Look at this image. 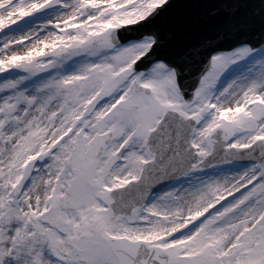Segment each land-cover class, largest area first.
I'll list each match as a JSON object with an SVG mask.
<instances>
[{
  "label": "snow or ice",
  "instance_id": "6c2138e0",
  "mask_svg": "<svg viewBox=\"0 0 264 264\" xmlns=\"http://www.w3.org/2000/svg\"><path fill=\"white\" fill-rule=\"evenodd\" d=\"M0 264H264V0H0Z\"/></svg>",
  "mask_w": 264,
  "mask_h": 264
},
{
  "label": "water",
  "instance_id": "95a60500",
  "mask_svg": "<svg viewBox=\"0 0 264 264\" xmlns=\"http://www.w3.org/2000/svg\"><path fill=\"white\" fill-rule=\"evenodd\" d=\"M127 35H128L129 40H133L135 39L137 33L133 31V32H129Z\"/></svg>",
  "mask_w": 264,
  "mask_h": 264
},
{
  "label": "rangeland",
  "instance_id": "374dc122",
  "mask_svg": "<svg viewBox=\"0 0 264 264\" xmlns=\"http://www.w3.org/2000/svg\"><path fill=\"white\" fill-rule=\"evenodd\" d=\"M236 165H240V164H235L233 163V165H231L233 167V169L237 168ZM242 167V165H240ZM227 170H230L228 169V167L224 168V169H221V171H227Z\"/></svg>",
  "mask_w": 264,
  "mask_h": 264
},
{
  "label": "bare ground",
  "instance_id": "6f19581e",
  "mask_svg": "<svg viewBox=\"0 0 264 264\" xmlns=\"http://www.w3.org/2000/svg\"><path fill=\"white\" fill-rule=\"evenodd\" d=\"M229 169H230V167H229ZM241 169V167L239 168V169H237V170H235V169H230V170H227V171H239Z\"/></svg>",
  "mask_w": 264,
  "mask_h": 264
}]
</instances>
